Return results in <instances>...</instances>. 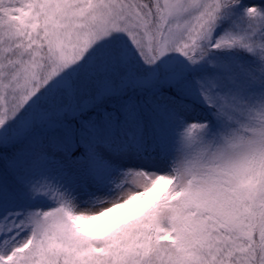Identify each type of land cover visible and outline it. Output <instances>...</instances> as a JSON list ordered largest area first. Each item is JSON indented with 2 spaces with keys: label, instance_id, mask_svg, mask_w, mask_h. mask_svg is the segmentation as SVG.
I'll return each mask as SVG.
<instances>
[{
  "label": "snow or ice",
  "instance_id": "snow-or-ice-1",
  "mask_svg": "<svg viewBox=\"0 0 264 264\" xmlns=\"http://www.w3.org/2000/svg\"><path fill=\"white\" fill-rule=\"evenodd\" d=\"M0 264H264V0H0Z\"/></svg>",
  "mask_w": 264,
  "mask_h": 264
}]
</instances>
